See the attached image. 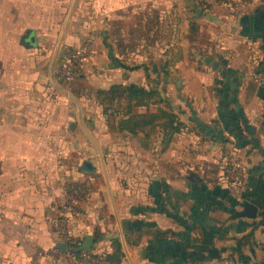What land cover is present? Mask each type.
I'll use <instances>...</instances> for the list:
<instances>
[{
	"label": "crops",
	"instance_id": "obj_1",
	"mask_svg": "<svg viewBox=\"0 0 264 264\" xmlns=\"http://www.w3.org/2000/svg\"><path fill=\"white\" fill-rule=\"evenodd\" d=\"M194 1L196 58L170 60L164 77L152 65L167 60L168 46L137 36V18L162 24L193 0H0V264H68L41 253L56 243L67 184L82 195L71 232L93 236L91 250L102 254L119 237L120 264H264V0ZM86 42L92 56L55 85L65 48ZM147 47L151 59L141 54ZM136 64L149 67L148 79L143 67L130 69ZM154 82L188 127L196 118L227 141H201L187 126L167 144L159 132L111 128L97 91ZM237 137L246 140L242 188L215 158ZM83 161L94 172H81ZM243 200L257 206L256 218L234 215Z\"/></svg>",
	"mask_w": 264,
	"mask_h": 264
},
{
	"label": "trees",
	"instance_id": "obj_2",
	"mask_svg": "<svg viewBox=\"0 0 264 264\" xmlns=\"http://www.w3.org/2000/svg\"><path fill=\"white\" fill-rule=\"evenodd\" d=\"M165 54L167 52H164ZM178 59V58H176ZM170 60L162 62L157 68L156 64L152 65L153 71H160L164 77L169 72ZM173 62V61H172ZM224 63V61L222 62ZM143 67L146 75V79L149 78L148 67L144 64H136L130 67V69ZM160 81V80H159ZM161 84L165 85L166 81L161 80ZM154 82L153 86L145 89L142 86H138L133 83L129 84H112L107 90H98L97 99L100 105L103 107V112L107 115V123L111 128L117 127L120 131H128L131 133L144 132L146 136L150 133L159 132L161 135V141L163 144H167L174 134L181 132L187 125L185 121L181 120L178 110L180 106L175 103L172 98L164 96ZM162 103V106L159 104ZM113 104V105H112ZM155 105V110H150V106ZM114 106V108H113ZM134 107L144 108V111L137 114H132ZM175 108V109H174ZM115 115H122L120 120H116ZM191 127L188 130L194 131L197 135H200L201 141L220 140L226 142L227 139L222 136V130L219 127L208 126L197 120L196 118H189ZM243 137V136H242ZM244 138H238L235 142V147H241L246 140ZM147 227H153V225H146ZM195 228L194 230H196ZM163 232L157 230L156 235L161 236ZM253 234V230L248 232L243 238L245 240L250 239ZM195 240L190 239L189 242L183 247L182 259L188 261L191 259V249ZM111 252L102 254L108 264H120V259L123 254L122 245L119 237H114L111 240ZM197 250L200 247H196Z\"/></svg>",
	"mask_w": 264,
	"mask_h": 264
},
{
	"label": "built area",
	"instance_id": "obj_3",
	"mask_svg": "<svg viewBox=\"0 0 264 264\" xmlns=\"http://www.w3.org/2000/svg\"><path fill=\"white\" fill-rule=\"evenodd\" d=\"M63 62L57 66L53 72L52 82L55 85H65L73 77L78 66L88 60L93 53V45L86 42L80 46H68L64 51ZM223 178L234 187L242 188L247 179V170L244 165L242 154L239 148L230 145L222 149L219 160ZM67 198L61 205L60 214L53 224V233L56 236V243L65 245L62 252L53 244L46 250H41L42 254H48L58 261H65L68 264H108L102 253L94 250L81 249L83 239L73 234L70 230V220L78 212V205L82 199L81 192L71 184L66 185Z\"/></svg>",
	"mask_w": 264,
	"mask_h": 264
},
{
	"label": "rangeland",
	"instance_id": "obj_4",
	"mask_svg": "<svg viewBox=\"0 0 264 264\" xmlns=\"http://www.w3.org/2000/svg\"><path fill=\"white\" fill-rule=\"evenodd\" d=\"M187 4L189 6H186V4L185 7H183V4L178 5V16H175L174 18L164 19L162 24L157 23L156 25H153V23H150V21H154V19L151 18V16L147 18L146 16L140 15L137 18L140 27V33H136L138 34L137 36H140V38H142V40H144L147 44L148 42H150L151 44V42H153L156 38L160 39L163 45L168 46L166 48L167 53L164 56V58H166L167 60L172 61L178 57H183V56L190 57L191 55L195 56V57L192 56V58H196V53H194L192 50L195 45L198 46L200 44V37L197 31L198 27H196V23L199 20V18L194 19L195 9L198 3L193 0V2ZM204 4L207 3L204 2ZM137 19L135 18V21ZM186 28L189 30L187 34H185L183 31ZM147 48L148 49H143L145 51H143L141 54H143V56H146L148 53H151L150 54L151 57L149 56L151 59L154 57L153 51L155 49L154 48L150 49L149 47ZM135 49L136 48H133L132 50L135 52ZM137 52H139V50H137ZM173 100L174 102H178L175 98ZM173 104H175V106L177 105V103H173ZM162 105H163L162 103L159 104V106ZM150 109L155 110L156 106L151 105ZM159 136L161 138L160 133ZM219 153L220 152H217L215 156L216 161L217 159L219 160V156H218Z\"/></svg>",
	"mask_w": 264,
	"mask_h": 264
},
{
	"label": "water",
	"instance_id": "obj_5",
	"mask_svg": "<svg viewBox=\"0 0 264 264\" xmlns=\"http://www.w3.org/2000/svg\"><path fill=\"white\" fill-rule=\"evenodd\" d=\"M199 15H200V9L197 8L196 11H195V18H198ZM25 40L28 41L31 44H34L35 43L34 34L30 33ZM115 64L118 65L117 62H115ZM94 170H95V168L93 167V165L90 162H88V161H83L82 162L81 167H80V171L81 172H83V173H92V172H94ZM240 207H241V210L236 211L234 213V215L236 217H238V218L239 217H246V218H250V219L256 218L257 210H258L256 205H254V204H252V203H250V202H248L246 200H243L240 203ZM92 244H93V236L88 235V236L85 237V239H84V241H83V243H82L80 248L84 249V250H90ZM55 246L57 248H59L62 252L65 251V245L63 243L57 242L55 244ZM145 252H146V249H143L142 253L144 254Z\"/></svg>",
	"mask_w": 264,
	"mask_h": 264
}]
</instances>
